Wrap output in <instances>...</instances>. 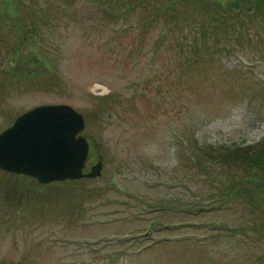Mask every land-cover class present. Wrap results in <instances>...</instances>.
Segmentation results:
<instances>
[{
  "label": "rangeland",
  "instance_id": "374dc122",
  "mask_svg": "<svg viewBox=\"0 0 264 264\" xmlns=\"http://www.w3.org/2000/svg\"><path fill=\"white\" fill-rule=\"evenodd\" d=\"M198 2L23 0L20 46L43 63L5 77L17 31L3 29L0 133L69 105L104 165L53 186L0 172V264H264V174L238 160L264 148L263 20L245 5L249 23L214 43L215 24L192 31ZM194 36L210 51L187 67L175 39Z\"/></svg>",
  "mask_w": 264,
  "mask_h": 264
},
{
  "label": "water",
  "instance_id": "95a60500",
  "mask_svg": "<svg viewBox=\"0 0 264 264\" xmlns=\"http://www.w3.org/2000/svg\"><path fill=\"white\" fill-rule=\"evenodd\" d=\"M83 123L81 114L67 105L38 106L25 112L0 134V170L39 183L98 177L100 162L82 173L89 148L77 136Z\"/></svg>",
  "mask_w": 264,
  "mask_h": 264
},
{
  "label": "trees",
  "instance_id": "16d2710c",
  "mask_svg": "<svg viewBox=\"0 0 264 264\" xmlns=\"http://www.w3.org/2000/svg\"><path fill=\"white\" fill-rule=\"evenodd\" d=\"M170 1L175 4L179 0ZM22 5L23 0H0V33L3 31V29H6L7 31H12V28H15V30L17 31L14 33L16 34V38L10 44V46L13 47V51L10 53V56H8L6 60L7 63L4 67L3 75L8 79L12 75H14L15 70H13V67H15V65L17 66L16 70L19 72L18 75H23V77H26V71L31 67V65L33 66L37 63H43L42 59H40L39 55L35 53V51L26 50L23 47V44L22 47L20 46L22 41L19 40V35L23 33L26 29H30L33 26V18L31 17V14H28V16H30L29 19H23V17H21V15H23L24 13H21L20 10V7ZM245 5L250 8L252 15H256V17L260 16L264 24V0H200V2L197 3L196 7L198 9L200 6L199 14L201 16V19L199 20L202 21H197L199 30L197 28H193L192 31L195 30L197 31V33L198 31L201 32V34L199 35H201V37L204 39V28L211 24H215V31L213 33L214 36L212 39L214 43H219L227 38H230L233 35L232 27H242L243 22L249 23L250 19L252 18L247 17L243 22H240L242 17L239 16H241L242 14L249 15V13L246 12V10L244 9ZM191 6L194 7V4ZM166 9L169 11V6L164 8V10ZM17 11L19 14L17 13ZM187 14L190 15L191 13ZM176 19L177 18L174 19V17H172L170 21H174ZM27 21L29 22V27ZM217 35H220L223 39L219 40ZM198 38V36H194V38H191L190 42H184L188 39L186 38V40H184L183 37H181L179 40L175 39V42H179L178 53L182 54L188 51L190 55V63L187 67H190L191 65L193 66V64H198L202 60L203 62L206 61V57L208 55V52L210 51L209 47H205L204 45H202L199 42ZM25 47L28 48L29 46ZM22 48H24V50H22ZM22 62L24 64L26 63V65L22 66ZM27 75L30 79H33V76L36 77V75L38 74L34 73ZM231 154L233 153L228 154L224 161L230 162L234 161L237 158V155ZM220 158L221 157H218L219 160H222ZM238 160L239 162L245 163L247 166H249V163H251V165L259 168L262 174H264V148L263 150H260V153L248 152L247 149H243L241 153L238 154ZM232 189V186L224 187L222 193L224 199H231L232 193L235 192V190L232 191ZM240 192L241 195H243L244 197L243 190H241ZM237 193L238 191L236 192V194ZM239 194L238 196H240Z\"/></svg>",
  "mask_w": 264,
  "mask_h": 264
},
{
  "label": "flooded vegetation",
  "instance_id": "af4514ba",
  "mask_svg": "<svg viewBox=\"0 0 264 264\" xmlns=\"http://www.w3.org/2000/svg\"><path fill=\"white\" fill-rule=\"evenodd\" d=\"M90 153H91V149H90ZM254 204H255V208L254 209H258V205H261L260 203H257V202L254 203ZM262 205H264V203H262ZM255 224H257V221H255ZM260 226H261V228H264V221L260 224ZM260 226H258V227H260ZM255 230H257V229L255 228Z\"/></svg>",
  "mask_w": 264,
  "mask_h": 264
}]
</instances>
